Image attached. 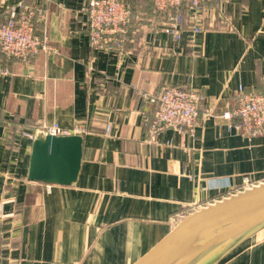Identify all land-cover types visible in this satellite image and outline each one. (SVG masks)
Listing matches in <instances>:
<instances>
[{"label":"crops","instance_id":"0c3cea01","mask_svg":"<svg viewBox=\"0 0 264 264\" xmlns=\"http://www.w3.org/2000/svg\"><path fill=\"white\" fill-rule=\"evenodd\" d=\"M18 0H0V22ZM39 1L54 52L28 63L0 57V264H135L189 214L264 182V137L224 118L235 92H263L264 0L205 5L203 30L179 41L152 0L133 7L125 58L94 52L85 0ZM7 72V73H6ZM200 91L192 133H148L164 88ZM210 110V114L206 113ZM84 130L73 186L27 179L43 124ZM215 264H264V228Z\"/></svg>","mask_w":264,"mask_h":264},{"label":"built area","instance_id":"2783aa9c","mask_svg":"<svg viewBox=\"0 0 264 264\" xmlns=\"http://www.w3.org/2000/svg\"><path fill=\"white\" fill-rule=\"evenodd\" d=\"M219 0H152L154 12L165 15V32L179 41L183 30L195 36L203 30V12L208 3ZM81 11L86 14L89 43L94 52H108L125 58L129 55L126 41L133 18V7L123 0H85ZM45 9L39 1L29 3L18 0L4 14L0 22V57L28 63L41 53L54 52L46 35H40L37 21ZM7 73V72H6ZM237 108L226 112L224 118L237 119L230 125L236 133L246 138L264 137V79L263 92H247L243 86L235 92ZM205 96L197 90L180 87L164 88L151 102L155 106L148 121L150 138L166 130L180 134L192 133L198 124L200 106ZM206 113L209 115L210 110ZM38 133L51 136L83 135L84 130H68L57 123L43 124L24 136L34 141ZM258 184L246 178L240 192ZM50 186V185H49Z\"/></svg>","mask_w":264,"mask_h":264},{"label":"water","instance_id":"95a60500","mask_svg":"<svg viewBox=\"0 0 264 264\" xmlns=\"http://www.w3.org/2000/svg\"><path fill=\"white\" fill-rule=\"evenodd\" d=\"M81 135L38 133L27 179L46 185L76 184L83 160ZM264 228V182L186 216L135 264H215Z\"/></svg>","mask_w":264,"mask_h":264},{"label":"trees","instance_id":"16d2710c","mask_svg":"<svg viewBox=\"0 0 264 264\" xmlns=\"http://www.w3.org/2000/svg\"><path fill=\"white\" fill-rule=\"evenodd\" d=\"M152 9L154 10L153 3H152Z\"/></svg>","mask_w":264,"mask_h":264}]
</instances>
